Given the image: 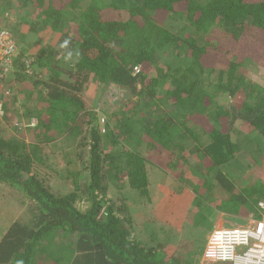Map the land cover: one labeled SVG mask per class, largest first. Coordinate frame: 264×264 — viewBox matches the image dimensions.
<instances>
[{"label":"trees","instance_id":"16d2710c","mask_svg":"<svg viewBox=\"0 0 264 264\" xmlns=\"http://www.w3.org/2000/svg\"><path fill=\"white\" fill-rule=\"evenodd\" d=\"M9 14L0 28L19 53L0 67V89L14 92L0 93V184L30 215L6 228L0 264H199L197 249L168 247L111 193L125 181L150 199L149 165L191 188L192 244L220 216H264V0H0V21ZM44 30L60 36L30 52L27 34ZM93 80L120 96L104 124L85 118ZM22 110L29 129L14 120ZM73 135L83 164L61 191L38 151Z\"/></svg>","mask_w":264,"mask_h":264},{"label":"rangeland","instance_id":"374dc122","mask_svg":"<svg viewBox=\"0 0 264 264\" xmlns=\"http://www.w3.org/2000/svg\"><path fill=\"white\" fill-rule=\"evenodd\" d=\"M2 19L3 21H0V27L7 26L12 23L14 21V16L13 14H9L3 16ZM166 23L176 30L181 28L183 24L178 19L173 21L168 19ZM59 36V32L51 30H44L38 33L29 32L27 34V41L30 44L29 51L32 53L36 52L42 44L45 42H55ZM207 40H211L210 36H207V39L206 36L200 38L201 43H207ZM213 44L214 41H212V45ZM256 66L257 71H264V60H261L258 64H256ZM216 76L217 74L214 75V77ZM11 85L12 83L4 84V88L0 89V93L5 91L9 96L10 94L12 95L14 92L12 91L13 85ZM117 93L118 92L115 90H108V86L99 85L98 82L94 80L90 81L82 92L88 111L90 112V114L86 115L85 118L88 119L96 117L95 121L99 122V124H104L108 120H114L112 119L111 114L120 105V101H118L119 99L115 100L116 98H120ZM20 99L21 102H26L24 101L23 96H20ZM0 113H2V110H0ZM20 113L21 115L19 114V116L17 115L16 118H14V120H17V122L20 123L18 126L19 129H29L28 126L33 124L30 120L25 119V110H22ZM24 132L23 136L26 137L27 133V138H29L30 131L27 130ZM9 134L6 133V135H8L7 137H10ZM18 134L21 136L20 133ZM12 135H14V133H12ZM78 140L79 138L77 139L73 135L61 139V141L57 144L51 143L47 147L39 148L40 152L38 151V155L42 158H46V166H48L50 170H56V176L60 179L57 180V178L56 182H54L55 189L64 191L70 188L72 185L68 183L69 180L67 179V176L80 171L82 168L83 161L79 155L80 150L77 145ZM240 158L239 162L232 168L237 174H240L245 169H248L247 166L250 164L251 160L248 155H243ZM194 164L198 167L196 162ZM147 167L148 170H151L150 175L153 177V182H151L153 189L150 192V199L147 197L142 199L139 191L136 189L135 191H137V194H135L133 189L127 185V182L125 181L119 184V187L113 186L111 193L118 195L121 190L125 197L130 200L131 211L135 210L136 205L143 206L139 210L140 215H143L144 217L146 216L145 214L150 213L149 216H151V218L149 220H151L153 224H149L148 228H154L155 226L156 231L154 234L159 236L160 240L169 243L168 247L173 249L180 248L183 252H185L187 248L193 247L194 250L197 249L198 252L196 258L200 264V256L206 246L213 228L207 230V232L202 235L203 237L200 239V243L198 242L196 244H192L191 241L195 238L201 237V235L197 236V234H195V229H193L189 223V214L193 209L194 196L191 188L185 186L179 181H176L170 174L166 173L167 175L165 176L162 174L160 175V173L153 171L156 169L155 167H151L150 165ZM224 191L221 188H218L217 195L227 198L229 195L226 191ZM28 211L27 205L22 199V195L17 194L14 188L6 184H0V229L5 227L7 224H10L11 221L18 219L22 215L27 216L28 213L30 215V212ZM250 219L251 217L234 218L224 215L220 216L217 224H223V226L245 225L248 221H250ZM139 229H141L140 226ZM147 231L153 232L154 229ZM63 244H65V242ZM59 247L64 248L61 244H59ZM218 263L220 262H213L209 264Z\"/></svg>","mask_w":264,"mask_h":264},{"label":"built area","instance_id":"2783aa9c","mask_svg":"<svg viewBox=\"0 0 264 264\" xmlns=\"http://www.w3.org/2000/svg\"><path fill=\"white\" fill-rule=\"evenodd\" d=\"M18 53L12 32L0 28V67L5 72L11 69L13 58ZM261 206L264 208V201ZM213 262L264 264V216L251 218L245 225L216 224L200 256V264Z\"/></svg>","mask_w":264,"mask_h":264},{"label":"crops","instance_id":"0c3cea01","mask_svg":"<svg viewBox=\"0 0 264 264\" xmlns=\"http://www.w3.org/2000/svg\"><path fill=\"white\" fill-rule=\"evenodd\" d=\"M152 167V166H151ZM150 171L151 170H148V175H149V187H150V189H151V191H152V189H153V185H152V183L151 182H153V177L150 175ZM153 171H156L157 173H160V175L162 174V175H167L166 173H164V172H162V171H159L158 169H154ZM152 175H154V174H152ZM133 189V191H134V193L135 194H137V191H135V189L134 188H132ZM166 189V188H165ZM223 191L225 190V189H222ZM226 191V190H225ZM224 191V192H225ZM227 193H228V195H229V192L228 191H226ZM227 195V194H226ZM226 197V196H225ZM143 206H141V205H136V207H135V210L133 211V214L135 215V217H136V219L138 220V222H139V225L141 226V224H142V227H143V229L144 230H146L148 227H149V219L151 218V216H149L150 215V213H147V214H145L146 216H144L143 217V215H140V212H139V210H140V208H142ZM4 222V221H3ZM11 223H12V221H11ZM11 223L10 224H7L5 227H3L2 229H0V241H1V239H2V236H3V234H4V232L6 231V228L9 226V225H11ZM153 224V223H152ZM217 224V223H216ZM145 227V228H144ZM156 227L154 226V228H148L147 230H153V229H155ZM65 236V235H64ZM62 237H63V234H61V235H57V236H53V239L55 240V242H56V246L57 247H59V244H61V245H63V240H62ZM55 246V247H56ZM64 246V245H63ZM61 249H63V247L61 248ZM54 252V251H53ZM36 258H38L39 259V261L40 262H43V264H51L50 263V261L48 260V257L46 256V254H44V255H37L36 256Z\"/></svg>","mask_w":264,"mask_h":264}]
</instances>
